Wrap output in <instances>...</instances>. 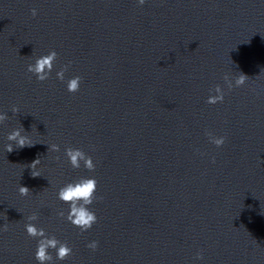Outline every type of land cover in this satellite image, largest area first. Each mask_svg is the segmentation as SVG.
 <instances>
[{"label":"water","instance_id":"water-1","mask_svg":"<svg viewBox=\"0 0 264 264\" xmlns=\"http://www.w3.org/2000/svg\"><path fill=\"white\" fill-rule=\"evenodd\" d=\"M49 50L37 81L26 65ZM69 62L74 93L55 77ZM238 72L249 79L228 90ZM217 84L223 102L205 103ZM0 109V264H36L32 213L72 248L57 264H264V0H0ZM18 127L33 145L5 151ZM80 176L99 197L84 232L56 215L58 187Z\"/></svg>","mask_w":264,"mask_h":264},{"label":"clouds","instance_id":"clouds-1","mask_svg":"<svg viewBox=\"0 0 264 264\" xmlns=\"http://www.w3.org/2000/svg\"><path fill=\"white\" fill-rule=\"evenodd\" d=\"M145 2L146 0H135V3L138 6H143ZM30 12L32 16L37 14L35 8L31 9ZM56 59V51L49 50L47 54L39 55L33 62L28 63L26 65V71L33 74L37 81H45L49 78ZM70 63L71 62H69V64L60 65L59 69L55 72V77L57 80L64 82L65 90L67 92L74 93L79 90L81 77L79 75H74L65 79L64 73L67 71ZM247 79L249 78L246 75L239 72L231 81L227 74L223 76L225 86L228 90H231L233 86L240 87L244 85ZM224 96L225 92L222 90L221 86L217 84L209 89V95L207 96L205 103L216 104L218 102H223ZM10 111L13 114H16L19 110L13 105L10 108ZM6 119H8L7 114L0 109V124H3ZM204 134L208 138L209 143L216 147H220L225 142L224 136H216L208 131ZM4 139L8 141V143L4 144L3 148L8 152H11L14 146L22 148L24 146L33 145L31 137L26 135L22 127L13 128L5 135ZM48 151L57 152L59 151V146L57 144L48 145ZM64 156L67 158L68 164L73 169H78L81 165L88 172H93L95 169L92 157L79 148L65 147ZM39 164L40 160L36 159L29 165L33 177L40 175L39 168L37 167ZM96 188L97 180L94 176H80L58 187L56 191V199L62 204L67 205V208L66 210H59L56 215L62 217L81 232L90 229L97 220L95 212L90 208L93 201L99 199V197L95 195ZM18 192L21 196H27L30 191L25 186H18ZM36 220V213L29 214L25 218V223L23 225L25 234L36 241L33 252V258L36 261V264H57V262L64 261L66 257H70L72 254V248L68 243L57 239L55 235L47 234L43 227H38L36 223H34ZM0 230H6V227L0 228ZM97 246L98 242L95 240H91L85 245L86 248L92 251H95ZM195 259H202L199 250L195 254Z\"/></svg>","mask_w":264,"mask_h":264}]
</instances>
